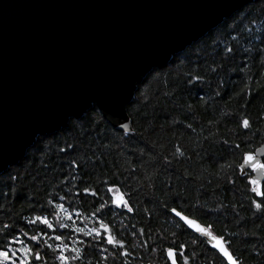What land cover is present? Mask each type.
<instances>
[{"label": "trees", "instance_id": "16d2710c", "mask_svg": "<svg viewBox=\"0 0 264 264\" xmlns=\"http://www.w3.org/2000/svg\"><path fill=\"white\" fill-rule=\"evenodd\" d=\"M192 75L201 79L191 81ZM125 112L128 133L109 126L92 107L65 129L37 138L22 160L0 174V242L7 239L5 232L46 231L26 221L48 215L53 195L54 203L65 196L77 227L91 228L94 206L106 196L99 182L106 179L125 186L133 212L106 207L95 219L109 223L125 247L103 245L101 251L92 237L77 236L86 245L70 247L81 248L84 255L72 260L81 253H66L70 264H165L162 250L180 244L190 264H225L206 242L193 244L195 235L176 227V218L166 211L174 201L224 233L243 264H264V215L250 206L254 196L236 167L244 152L264 143V0L245 5L149 72ZM244 116L250 129L238 127ZM85 186L100 191L86 196L80 191ZM49 234L69 240L74 235L59 228ZM38 247L47 264H58V253ZM121 251L128 255L120 256Z\"/></svg>", "mask_w": 264, "mask_h": 264}, {"label": "water", "instance_id": "95a60500", "mask_svg": "<svg viewBox=\"0 0 264 264\" xmlns=\"http://www.w3.org/2000/svg\"><path fill=\"white\" fill-rule=\"evenodd\" d=\"M253 1L0 0V174L92 107L130 132L149 72Z\"/></svg>", "mask_w": 264, "mask_h": 264}, {"label": "snow or ice", "instance_id": "6c2138e0", "mask_svg": "<svg viewBox=\"0 0 264 264\" xmlns=\"http://www.w3.org/2000/svg\"><path fill=\"white\" fill-rule=\"evenodd\" d=\"M226 51L231 52L232 49H226ZM201 77L199 75H192L191 81H198ZM247 88L245 84L244 88H241L243 93ZM122 127H127L121 125ZM191 128V125H188ZM238 127L241 129H250L251 123L247 116H244L239 120ZM130 131V129H128ZM227 143V141H223ZM239 148L240 145L236 144ZM61 151H64L62 148ZM175 153L178 156H182L183 152L180 147L175 148ZM256 153H261V149H256ZM242 163H237L236 167L240 169L241 174L247 177L246 184L249 191L253 194L254 198L250 201V206L255 209L256 212L264 215V162L261 161L258 155L252 152H244L242 154ZM170 162V161H169ZM72 167L76 168V162L72 163ZM231 167V166H230ZM250 173L249 174V171ZM254 174V175H252ZM77 179V177H73ZM232 179L229 178L227 183H232ZM101 187L106 190V196L101 197L104 201L99 204V207L93 209V226L91 228L77 227L72 222V211L71 206L65 207L63 201L65 196L61 195L58 197L61 203H54L57 198L53 195V198L48 200V206L50 211L48 215L37 214L32 216L26 221L29 225L40 224L46 227V231H36L35 234H30L23 229L16 231L15 234L5 232L3 235L7 237L6 240L0 242V264H47V262L42 257V253L39 250L41 244L49 250H53L58 255L55 259L58 264H70L69 256L66 254L68 252H80V256H73L72 260H82L84 253L81 248L76 247L75 249L70 247V243L77 245L85 244V240H78L77 236H83L85 238L92 237L96 243L101 244V251L106 249L103 245H110L112 247H119L124 249V243L116 238V235L112 230H110V224L104 222L101 219H95L96 214H100L106 207H114L121 211H126L128 213L133 212L130 200L128 199V192L124 190L125 186L123 184H118L115 180L108 182L106 179L99 182ZM86 196L96 197L100 188L94 189L92 186H85L80 190ZM172 217L176 218V227L183 230H191L195 234L192 243L196 244L207 243L212 249L216 250L220 257H222L225 264H243L239 257L234 255L231 250V242L227 239L224 233H216L214 231V225L209 223L206 217L193 216L187 212L181 204L173 202V206L166 209ZM77 216L81 215L79 212L75 213ZM55 217V220L52 217ZM99 225V227H97ZM10 225H4L5 229H8ZM61 230L70 229L74 235L69 240L67 237L61 234H49L55 233L56 229ZM49 241H54L55 243H49ZM174 244V241H173ZM185 244H180L178 247L168 246L165 247L163 251V257L165 259V264H190V257L186 256ZM156 251V249H153ZM120 256H126L128 253L126 251H121ZM106 259V257H105Z\"/></svg>", "mask_w": 264, "mask_h": 264}]
</instances>
